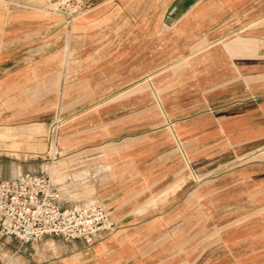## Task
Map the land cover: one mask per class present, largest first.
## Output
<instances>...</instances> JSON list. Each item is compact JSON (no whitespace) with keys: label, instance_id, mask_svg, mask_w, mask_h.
Segmentation results:
<instances>
[{"label":"rangeland","instance_id":"obj_1","mask_svg":"<svg viewBox=\"0 0 264 264\" xmlns=\"http://www.w3.org/2000/svg\"><path fill=\"white\" fill-rule=\"evenodd\" d=\"M176 1L171 0L165 7L157 8V14L150 16L149 19L153 18L161 28L157 30V35L172 30L184 14L182 12L186 8L176 10ZM196 1L187 7V12ZM123 2V5H128ZM115 6L116 0H0V7L8 11V21L22 23L21 31L13 30L12 34L25 35L27 57L21 64L26 65L28 73L34 76L32 79L16 80L10 95L0 94V171L7 173L11 165H19L22 171L44 172L55 183L60 201L91 200L110 207L113 203L112 198H107L109 192H115L117 185L139 180L138 176L127 175L128 168L152 163L158 158L159 152L156 153L155 149L160 151L164 147L158 142L159 138L156 139L159 132L171 135L178 148L177 129L194 122L202 113H212L218 107L227 105V99L231 97L228 95L230 88L249 87V78L248 81L244 78V68L258 65L243 62L247 53L246 49L237 47L240 45L238 42L232 41L227 45L229 40L243 37L245 27L253 28L257 24L252 22L242 27L240 32L231 33V36L193 45L186 44L172 33L170 51L163 50L160 47L162 43L157 42L155 66L151 72L140 74L144 76L128 89L113 84L104 88V93H99L101 74L98 57V63L89 67L87 73L88 81L91 80L95 86L85 88L84 51L88 49L84 47L85 40H94L90 49L99 51L103 45L101 39L112 37L114 40L117 33H122L100 30L101 26L147 21L143 15L118 14ZM2 18L3 15H0V20ZM117 45L113 41L109 50L114 51ZM36 53L41 54L39 63L33 58ZM165 54L168 59L162 62ZM255 54L254 50L248 52V55ZM87 57L89 59L90 55ZM104 59L116 62L111 54ZM37 66L41 73L35 76ZM147 76L149 80L145 79ZM155 78L162 81L160 85L167 83L162 91ZM103 81L106 82V79ZM111 81L108 79L107 82ZM134 88L152 95L151 110L125 109L131 104L138 106L146 101L134 94ZM148 120L152 123L143 125ZM193 134L187 133L189 141L185 147H195ZM51 136L60 152L54 160L48 153ZM256 137L250 144L253 154L264 151L261 143L256 141L258 135ZM137 142L140 144L133 146L132 143ZM223 144L220 149L218 145L209 147L198 159L189 157L187 162L183 160L181 181L193 187L226 176L235 164L242 166L244 153L250 149L249 143L245 147L243 142L234 143L225 139ZM117 170L122 173L116 174ZM188 198L187 210L192 214L196 209L195 191H189ZM229 216L227 211L221 213L223 221L218 236L221 257H227L229 247L237 242L229 240L240 234L229 232V227L234 224L228 222ZM242 219L236 220L237 226ZM57 239L46 236L42 241L55 248ZM3 252L1 258L12 260L10 252ZM13 262L19 263V258Z\"/></svg>","mask_w":264,"mask_h":264},{"label":"crops","instance_id":"obj_2","mask_svg":"<svg viewBox=\"0 0 264 264\" xmlns=\"http://www.w3.org/2000/svg\"><path fill=\"white\" fill-rule=\"evenodd\" d=\"M123 1L128 5H123ZM170 1L122 0L121 3L116 0L118 14L143 15L147 21L101 26L100 30L122 33H117L114 40L112 37L101 39L103 45L99 51L90 49L94 40H85L84 47L88 49L84 51L83 86H95L91 80L88 81L87 73L89 67L98 63V57L101 74L99 93H104V88L113 84L128 89L155 66L157 42L162 43L160 47L163 50L170 51L172 33L186 44L193 45L231 36L248 23L255 22L257 24L253 28H244L243 37L233 38L227 43L238 42L240 45L237 47L246 49L243 62L258 64L257 67L244 68V78L245 81L249 78V87L230 88L228 95L231 97L227 99V105L212 113H202L194 122L180 126L175 132L180 142L178 148L171 135L159 132L156 139L159 138L158 142L164 147L160 151L155 149L156 153L159 152L158 158L152 163L128 168L127 175L138 176L139 180L117 185L115 192H109L107 198H112L113 204L104 206L116 224L112 233L89 247L79 240L58 238L55 248L42 240L37 244L19 246L16 240L0 234V257L5 250L12 254V262L19 258V263L14 264H264V151L253 154L250 146L258 135L256 141L264 148V0H197L188 12L187 9L182 12L184 14L172 30L157 35L161 28L153 18H149L157 14V8L165 7ZM7 14L6 8L0 7V15H3V20H0V94L10 95L16 80L34 76L28 73L26 65L21 64L27 57L25 35L12 34L13 30L21 31L22 23L13 24L8 21ZM113 41L118 43L114 51L109 50ZM251 50L256 54L248 55ZM108 54L115 56V63L104 59ZM40 56V53L33 56L36 63H39ZM167 57L165 54L162 62H166ZM35 68L36 76L41 72H38V66ZM105 79L106 82L103 81ZM108 79L112 81L109 83ZM157 81L159 85L162 82ZM28 85L32 86L31 83ZM166 85H160V91ZM84 94L89 95L87 91ZM134 94L146 101L138 106L131 104L125 109L151 110L153 97L150 93L134 88ZM151 123L152 120H148L143 125ZM188 132H194V148L185 147L189 141ZM225 139L243 142L245 147L249 143L250 149L244 153L242 166L235 164L226 176L193 187L181 181L183 160L187 162L189 157L198 159L209 147L218 145L217 148H223ZM132 144L138 146L140 143ZM25 171L30 170L22 171L19 165H11L7 173L0 171V179H16ZM115 173L122 172L117 170ZM189 191L196 194V209L192 214L187 210ZM74 202L77 201L64 202L58 198L62 206ZM223 211L230 214L228 222L234 223L229 232L240 233L229 240L237 242L229 245L227 257H221L218 239ZM239 218L243 219L237 226Z\"/></svg>","mask_w":264,"mask_h":264},{"label":"built area","instance_id":"obj_3","mask_svg":"<svg viewBox=\"0 0 264 264\" xmlns=\"http://www.w3.org/2000/svg\"><path fill=\"white\" fill-rule=\"evenodd\" d=\"M52 160L59 155L54 137L49 138ZM116 224L103 203L77 201L58 203L52 178L44 172L25 171L16 179H0V234L19 246L39 243L52 236L79 240L87 247L115 230ZM0 264H14L0 257Z\"/></svg>","mask_w":264,"mask_h":264},{"label":"bare ground","instance_id":"obj_4","mask_svg":"<svg viewBox=\"0 0 264 264\" xmlns=\"http://www.w3.org/2000/svg\"><path fill=\"white\" fill-rule=\"evenodd\" d=\"M192 2H194V0H177L175 3H174V5H175V8H176V10H183V9H188L187 7H189V5L192 3ZM171 12V11H170ZM169 15V14H168ZM169 16H172V14L171 15H169ZM165 23H167V22H165ZM168 24H169V22H168ZM151 75V73L149 74V76ZM153 75V74H152ZM149 76H147L145 79L146 80H149ZM157 98V97H156ZM158 101V100H157ZM160 105V104H159ZM5 144V143H4ZM15 152V151H14ZM71 168V167H70Z\"/></svg>","mask_w":264,"mask_h":264}]
</instances>
